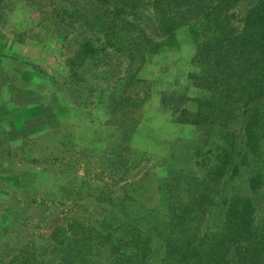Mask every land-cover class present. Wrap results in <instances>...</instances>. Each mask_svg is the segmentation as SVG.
<instances>
[{"label":"trees","instance_id":"16d2710c","mask_svg":"<svg viewBox=\"0 0 264 264\" xmlns=\"http://www.w3.org/2000/svg\"><path fill=\"white\" fill-rule=\"evenodd\" d=\"M7 23L16 43L69 51L67 95L100 80L105 89L88 91L109 115L131 105L144 63L185 27L194 42L186 80L196 91L159 98L174 125L196 133L190 151L139 175L143 154L132 157L122 127L100 151L99 173L117 178L104 190L87 179L71 184L79 160L59 156L68 149L34 158L32 137L52 134L31 136L23 162L59 167L62 180L36 207L56 192L60 210L86 206L68 207L51 245L21 247L13 264H264V0H0V29ZM8 89L35 102L30 91Z\"/></svg>","mask_w":264,"mask_h":264},{"label":"rangeland","instance_id":"374dc122","mask_svg":"<svg viewBox=\"0 0 264 264\" xmlns=\"http://www.w3.org/2000/svg\"><path fill=\"white\" fill-rule=\"evenodd\" d=\"M20 15L23 14L15 13L12 22L16 17L21 19ZM4 27L0 29V264H13L21 255V247L51 245L50 230L57 221L68 218V207L79 214L86 206L83 202L66 203L60 210V200L53 189L54 195L43 198L45 209L36 207L48 186L62 180L59 167L43 170L40 164L23 162L28 148L23 144L31 136L43 131L52 134L43 139L32 137L33 150L37 152L34 158L52 148L68 149L59 156L79 160L71 168L70 183L79 186L82 179H87L104 190L117 178L99 173L106 163L99 160L100 151L120 137L122 127L129 130L132 157L140 158L143 154L139 175L160 164L168 153L179 157L190 151L186 146L196 139V133L174 125L169 113L161 108L159 98L163 93L182 90L194 96L196 91L186 80L194 42L185 27L175 32L171 45L148 58L131 90V105L124 113L114 115L107 114L96 98L97 91L105 89L100 80L88 82L84 90L77 89L72 97L67 95L63 58L69 51L53 43H16L9 23ZM9 87L30 91L35 102H23L26 100ZM76 151L81 152L80 156ZM156 172L158 175L159 169ZM135 173V169L130 173L133 178Z\"/></svg>","mask_w":264,"mask_h":264}]
</instances>
